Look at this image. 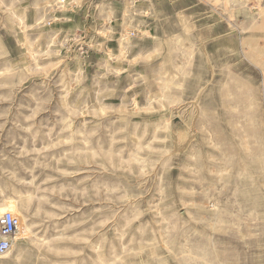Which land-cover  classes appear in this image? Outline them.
<instances>
[{
	"label": "rangeland",
	"instance_id": "374dc122",
	"mask_svg": "<svg viewBox=\"0 0 264 264\" xmlns=\"http://www.w3.org/2000/svg\"><path fill=\"white\" fill-rule=\"evenodd\" d=\"M0 264H264V0H0Z\"/></svg>",
	"mask_w": 264,
	"mask_h": 264
},
{
	"label": "built area",
	"instance_id": "2783aa9c",
	"mask_svg": "<svg viewBox=\"0 0 264 264\" xmlns=\"http://www.w3.org/2000/svg\"><path fill=\"white\" fill-rule=\"evenodd\" d=\"M19 220L10 213L0 216V255L11 248V239L19 228Z\"/></svg>",
	"mask_w": 264,
	"mask_h": 264
},
{
	"label": "bare ground",
	"instance_id": "6f19581e",
	"mask_svg": "<svg viewBox=\"0 0 264 264\" xmlns=\"http://www.w3.org/2000/svg\"><path fill=\"white\" fill-rule=\"evenodd\" d=\"M9 213V212H8ZM3 214V213H2ZM2 214H0V216H2ZM12 214V213H11ZM13 215V214H12Z\"/></svg>",
	"mask_w": 264,
	"mask_h": 264
}]
</instances>
